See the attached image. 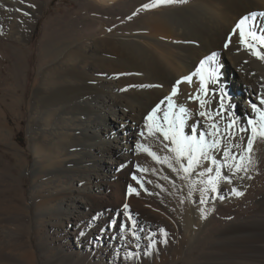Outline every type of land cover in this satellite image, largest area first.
I'll return each instance as SVG.
<instances>
[{
	"label": "bare ground",
	"instance_id": "bare-ground-1",
	"mask_svg": "<svg viewBox=\"0 0 264 264\" xmlns=\"http://www.w3.org/2000/svg\"><path fill=\"white\" fill-rule=\"evenodd\" d=\"M44 1L27 0L35 6L27 7L20 0H0V36L7 35L16 42L12 50L17 62L9 74L15 89H19L26 71L21 65L25 51L18 43L27 40L41 18ZM76 1L84 4L86 18L52 17L44 25L38 59L43 80L29 123L36 166L46 175L44 171L53 166L64 173L69 171V163L87 167L92 161L96 166L91 172L82 168V175L88 180V188L98 194L109 192L114 178L125 173L142 177L149 194L170 197V215L176 203L184 204L186 225L190 226L182 229L176 217H171L172 225H177L172 227L173 234L183 249L191 250L213 230L219 243L210 264H264V138L258 136L253 142L254 165H248V173L237 174L231 185L221 181L218 189L224 198L209 193L206 204H198L204 187L199 177L193 174L197 185L189 196L188 181L180 179L183 173L172 172L139 147L143 144L160 156H172L163 148L167 142L147 134L146 117L160 105L158 117L162 118L167 110L165 97L176 82L213 52L217 60L208 67L216 69L219 79L213 83L209 78L208 95L194 76L191 84L180 83L173 97L175 103L190 111L185 130L196 126L198 132L204 131L212 122L197 116L199 101H190L189 94L199 93L205 100L203 110L213 113L220 109L221 91L228 110L215 117L221 132L229 120L236 121L233 132L249 127L247 120L256 117L251 105L261 106L264 98V60L239 43L238 33L228 48L223 45L242 17L256 13L258 23L264 21V0H187L151 9L142 5L154 0ZM260 50L264 52V48ZM237 101L241 104L239 113L234 110ZM110 115L114 117L109 121ZM141 131L145 136H140ZM247 136L245 132L237 135L233 143L241 147L234 148V153L244 150ZM232 188L243 195L236 196ZM34 189L38 191L39 185L34 184ZM76 201L80 207L88 206L83 199ZM75 205L70 206L72 214Z\"/></svg>",
	"mask_w": 264,
	"mask_h": 264
},
{
	"label": "rangeland",
	"instance_id": "rangeland-1",
	"mask_svg": "<svg viewBox=\"0 0 264 264\" xmlns=\"http://www.w3.org/2000/svg\"><path fill=\"white\" fill-rule=\"evenodd\" d=\"M86 14L84 4L76 0L44 1L41 18L27 40L18 43L25 51L21 65L26 70L19 89L14 88L10 76L17 62L12 50L16 42L0 36V264H210L219 243L214 231L191 250L183 249L173 234L172 227L177 225H172L171 217H176L182 229L190 226L186 225L184 204L176 203L170 215V197L149 194L129 173L114 178L109 192L98 194L88 188L82 175V168L91 172L96 166L92 161L87 167L69 163V171L64 173L53 166L44 171L46 175L36 166L29 123L43 80L38 59L44 25L52 17L82 19ZM226 78L230 84L231 79ZM240 106L235 102L236 113ZM113 117L110 115L109 121ZM34 184L39 185L38 191ZM129 185L139 195H129ZM76 199L87 201L88 206L80 207ZM72 203L76 204V209L71 208L73 214ZM125 203L137 225L135 236L130 228L119 231L125 220ZM113 220L116 226L109 228ZM162 228L168 233L167 244L162 243ZM194 234L199 236L195 230ZM150 239L157 242L156 249L149 246ZM131 253L136 255L129 259Z\"/></svg>",
	"mask_w": 264,
	"mask_h": 264
},
{
	"label": "snow or ice",
	"instance_id": "snow-or-ice-1",
	"mask_svg": "<svg viewBox=\"0 0 264 264\" xmlns=\"http://www.w3.org/2000/svg\"><path fill=\"white\" fill-rule=\"evenodd\" d=\"M186 2L187 0H154V3L144 4L142 7L144 9H151L158 6ZM20 3L25 4L27 7H35L34 5L28 4L27 0H20ZM0 7H2V5H0ZM18 11H21L25 16L30 15V13L25 12L23 9H18ZM129 19H131V17H129ZM237 33L239 43L243 45L244 48L248 49L256 58L264 60V52L260 50L261 48H264V21L258 23L256 13H250L248 16L242 17L237 22L232 33L224 43V48H228L229 44L232 42V36L237 35ZM216 60L217 54L213 52L201 60L199 66L192 73L182 77L176 82V86L173 87L171 94L165 97L167 110L164 111L162 118L158 117V113L162 110L160 105H157L146 117V121L148 122L146 124L147 134L153 136L161 143L167 142L163 143V148L171 153L172 156H160L156 151H152L149 147L143 144L139 145L140 149L151 156L157 163L166 164L174 173H183V175L180 176V179L188 181L189 196H191L192 191L197 185V181L192 179L193 174L199 177V184L204 187L200 189L201 196L198 200V204H206L208 202L206 197L209 196V193L217 194L220 199H223V194L218 189L220 182L224 181L231 185L237 174L243 173L246 175L249 171L248 165H254V161L251 157L253 142L258 136L264 138V107H261L264 106V98L260 100L261 106H258L255 103L251 105L253 112L256 113V117L247 120V125L249 127L245 128L241 126L233 132L231 129L236 125V121L229 120L223 132H221L220 125L216 123L215 117L221 115L224 111H228L224 106L223 101L225 93H223V91H221L219 96L220 109L213 113L203 110L205 108V100L200 98L199 93L196 95L189 94L188 99L190 101H199V108L201 110L197 112V116L205 117L212 122L207 125V128L204 131L198 132L197 127L192 126L186 132V120L190 115V111L186 107L175 103L173 97L178 94V85L182 82L191 84L194 76L199 78L201 90L204 92V95L207 96L209 78L213 83L217 82L219 79V74L216 69L208 67L209 65H214ZM194 123L199 124V121ZM241 132L248 133L246 146L242 152L234 153V148L241 147L240 144L233 143L237 135ZM140 136H145V132L141 131ZM225 139L228 141L227 144H224ZM216 153H218L219 156H217ZM205 165L207 166L205 167ZM223 169H226L227 171L222 172ZM138 170L140 172L147 171L146 169ZM164 178L166 180L170 179L169 177ZM132 179L135 180L141 188L144 187L142 177L133 175ZM170 182L175 187V181L171 180ZM144 190L147 191V189ZM230 190L233 191L236 196L243 195V192L237 191L234 188ZM128 194L139 195V192L136 188L129 185ZM123 209L125 210V220L120 222L119 231L123 232L125 229L130 228L132 230V235L135 236L137 225L134 217L129 212V205L125 203ZM115 226V220L109 222V228ZM160 233L164 237L162 243L167 244V231L162 228L160 229ZM81 234L83 235V233ZM149 246L156 249L157 242L150 239ZM135 255L136 253H131L128 258L130 259Z\"/></svg>",
	"mask_w": 264,
	"mask_h": 264
}]
</instances>
